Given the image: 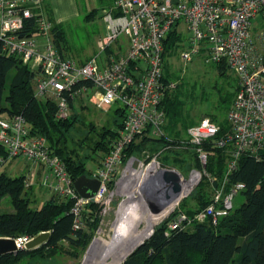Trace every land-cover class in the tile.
Here are the masks:
<instances>
[{
	"label": "built area",
	"instance_id": "1",
	"mask_svg": "<svg viewBox=\"0 0 264 264\" xmlns=\"http://www.w3.org/2000/svg\"><path fill=\"white\" fill-rule=\"evenodd\" d=\"M105 19L107 32L98 40L100 52L80 62L58 48V24L50 18L44 0H0L1 53L35 72V96L54 102L57 118L68 117L79 100H93L103 111L117 106L125 112L119 136L89 175L100 180L96 194L90 198L79 194L65 163L44 136L31 134L22 114L0 116V147L6 151L0 162L24 157L46 169L44 184L50 195L73 200V227L81 229L84 208L91 201L108 199L109 185L136 137L165 135L163 101L178 84L164 79L165 40L174 28L180 34L188 31L191 35L180 42L181 60L186 63L202 53L211 63L225 61L237 76L238 89L227 113L230 129L213 140V146L225 148L228 154L221 184L207 206L193 215L180 211L170 228H187L208 219L217 225L233 210L235 195L246 188L240 181L228 190L229 174L243 154L261 159L264 150V0H113ZM103 52L107 56L100 61ZM220 131L221 126L209 117L188 129L204 175L212 183L217 178L207 172L209 152L204 143ZM31 185L27 179L26 186ZM33 237H14L18 249Z\"/></svg>",
	"mask_w": 264,
	"mask_h": 264
},
{
	"label": "trees",
	"instance_id": "2",
	"mask_svg": "<svg viewBox=\"0 0 264 264\" xmlns=\"http://www.w3.org/2000/svg\"><path fill=\"white\" fill-rule=\"evenodd\" d=\"M55 31L57 45L62 52L60 42L64 39L65 31L61 25H56ZM182 40L176 28L168 34L165 40L166 58L171 51L174 52L179 48ZM168 63L169 61L166 60L164 79L178 81L175 78V71L171 70ZM214 64L220 74H227L229 66L225 61ZM12 70L14 73L11 75ZM10 75L9 92L4 96L6 80ZM34 78L35 72L28 66L14 56L1 53L0 42V114L4 113L5 116L22 114L30 126L31 134L44 136L47 139L51 150L65 163L74 181L81 175H91L92 170L88 168V162L95 160L99 164L101 160L98 157L102 159L109 153L112 143L123 127L124 110H114L116 118L113 120V126L103 133H100L93 124L89 126L90 132L88 131L83 139L75 140L71 132L78 123L77 117L71 114L66 118H57L55 103L50 100H39L35 96ZM180 86L179 82L174 90L168 91L163 101L167 115L165 135L153 137L145 133L144 142L151 141L157 148L174 144L176 141H172L170 136L177 137L182 129H187L201 121L193 124L191 120L189 121L184 93L179 90ZM237 89L238 86L233 94L226 93L221 97L222 103L225 102L227 107L225 113L227 127L224 123L212 119L221 126V131L204 143V148L209 151L207 172L217 180L212 183L209 176L205 175L196 187V195L192 197L190 194L185 197L168 219L158 225L152 235L128 255L122 264H158V261L162 264H264V150L261 159H256L247 153L243 154L237 169L229 174L228 190L237 182L242 181L246 184L243 191L245 201L239 208L221 218L217 225L208 219L202 222L195 221L187 228H170V223L180 211L193 215L207 206L212 201L215 188L221 184L227 167L225 165L223 168V163L227 162L228 154L225 148L213 146V140L230 129L227 113ZM188 90L186 97L190 96ZM72 108L75 110V104H72ZM135 140L129 145L126 153L134 150ZM85 146H88L90 152H83L82 148ZM5 155V149L0 147V157ZM1 165L0 162V167ZM26 181V174L11 176L0 171V236H36L43 231H50L51 235L46 243L37 248L30 250L23 248L16 254L1 255L0 264H22L28 257L44 258L49 249L54 248L58 251L64 242L75 247L72 253L76 257L79 253L77 248L86 249L92 240L99 222L101 209L99 204L94 201L89 202L83 211L84 226L81 229H74V217L70 213L73 200L53 194L35 207L33 204L36 198L34 199L30 192L32 185L27 187ZM109 186L113 189L114 181ZM5 196L11 199L14 208L12 212L2 211V201ZM189 198H193L195 203L189 204Z\"/></svg>",
	"mask_w": 264,
	"mask_h": 264
},
{
	"label": "rangeland",
	"instance_id": "3",
	"mask_svg": "<svg viewBox=\"0 0 264 264\" xmlns=\"http://www.w3.org/2000/svg\"><path fill=\"white\" fill-rule=\"evenodd\" d=\"M61 3L64 7L67 6V9L63 10L65 18L63 22H60L65 31L64 39L60 42L63 54L80 62L97 55L100 52L98 40L104 37L107 32L105 14L111 8L113 0H62L59 4ZM46 4L48 7L54 8V5L52 6V3H48V0H46ZM71 14L72 16L69 17ZM190 35L191 33L188 31H183L181 34L183 39H188ZM187 42L188 40H186L185 46H187ZM183 47L180 45L176 51H171L166 60L169 61L168 64L171 70L175 71L174 74L175 78L178 79V83L180 82L181 86L179 90H182L184 93L183 98L186 101V113L188 114L189 121L191 120L193 124L203 118L209 117L210 119L224 123V126L227 127L225 120L227 107L225 102L222 103L221 99L223 100V98L221 97L226 93L233 94L236 91L238 86L236 74L230 71V69L227 71V74H220L215 64L207 61L206 54L202 53L185 63L180 58V49ZM106 56L107 54L103 52L99 56V60L103 61ZM13 73L14 71L12 70L11 75ZM11 75L6 80L4 96L9 92ZM186 83L189 86L186 87ZM187 89L190 91V96L186 97ZM116 107L112 106L108 111H103L96 107L93 100H81L75 103V110L72 108L70 115L76 116L78 123L71 132L72 138L75 140L83 139L88 131L90 132L89 126L93 124L100 133L112 127L113 120L116 118L114 112ZM5 115L4 113L0 114V116ZM189 128L182 129L181 134L177 135V137H169L172 141H176L174 144H167L160 148H157L151 141L144 142L143 139L146 135L142 134L137 137L133 145L134 150L132 149V152H125L120 173L114 181V186L109 192L108 199L104 202H96L101 208L99 211V222L94 230L92 240L86 249L80 250L77 248L79 253L74 257L72 252L75 247L64 242V245L62 244L58 248V251L54 248L49 249L44 258L31 259L28 257L23 260L22 264H107L111 262L113 258L112 254L114 253V256L116 254L115 248L120 247L123 242L122 236L118 237L113 233V226L117 225L124 218L126 211L129 210L128 215L136 211L140 212L138 211L139 208L136 207L137 202L135 203L136 196L134 195V191L137 183L143 177L144 170L154 161L157 165L155 163L152 165L156 166L157 170L161 168L176 169L185 180H189L196 171L203 173L202 176H199L194 181L192 185L193 189L191 188V192L187 195L191 194L192 197L195 196L196 187L205 175L204 168L200 165L201 162L197 148L188 137ZM71 146L74 147L75 145ZM87 147L82 148L83 152H90ZM98 159L101 160V157H98ZM223 164V168H225L227 162L224 161ZM98 165V162L95 160L88 162L90 170H94ZM0 171L6 172L11 176L27 175L28 181L32 184L30 189L31 195L34 199L36 198L35 204H33L35 207L41 205L47 198L52 196L50 195V190L44 184L47 170L39 165H33L24 157L7 159L2 163ZM139 171L142 172L138 173ZM187 196H184L171 211L161 217L155 223L152 230H155L158 225L168 219L170 214ZM192 199L189 198V204L195 203ZM244 201L245 195L243 191H240L233 199V210L239 208ZM141 204L142 209H148L150 212L154 206V202L144 196H142ZM133 206V209H136L130 211V208ZM1 208L3 212H12L14 210L9 196L3 198ZM145 225V221H142L136 227L141 230ZM158 264L162 263L158 261Z\"/></svg>",
	"mask_w": 264,
	"mask_h": 264
},
{
	"label": "bare ground",
	"instance_id": "4",
	"mask_svg": "<svg viewBox=\"0 0 264 264\" xmlns=\"http://www.w3.org/2000/svg\"><path fill=\"white\" fill-rule=\"evenodd\" d=\"M154 163L157 165L154 161L150 164L151 166L149 165V167L144 170V174L141 179L142 182L140 181L137 183L134 191V195L136 196L135 203L137 202L136 207L139 208L138 211L140 212L136 211L135 213H130V215H128L129 210L126 211L124 218L118 222L117 225L113 226V233H115L118 237L122 236L123 242L120 247L115 248L116 254L115 256L114 253L112 254V261L107 264H120L124 259H126V256L130 254L136 246L145 241V239L152 234V228L155 223L171 211V209L190 192L194 181L201 176L199 171H196V173L192 175V179L190 178L189 180H185L181 175V191L177 194L170 192L169 194H171V198H167L165 187L160 181L156 182L155 180L157 178V174L162 168L157 170L158 168L152 165ZM141 172L142 171H139L138 173ZM142 196L147 199H151V201L154 202L151 212L148 209H142ZM155 207L158 208V211L155 210ZM133 208L134 206L130 208V211L136 209ZM142 221H145L146 225L140 230L136 226Z\"/></svg>",
	"mask_w": 264,
	"mask_h": 264
},
{
	"label": "water",
	"instance_id": "5",
	"mask_svg": "<svg viewBox=\"0 0 264 264\" xmlns=\"http://www.w3.org/2000/svg\"><path fill=\"white\" fill-rule=\"evenodd\" d=\"M180 177L181 173L178 170L171 168H162L157 174V178L155 180L156 182H161V184L166 189L167 198H171V194H169L170 192L177 194L181 191ZM74 185L82 197L90 198L96 194L100 185V180L97 178H91L88 175L84 174L79 176L74 181ZM155 210L158 211V208H156ZM50 235V231H43L39 233L38 235L34 236L31 240L26 242L25 249L30 250L39 247L40 245L47 242ZM142 243H144V241ZM18 251L19 249L14 237L0 236V256L9 253L16 254L18 253ZM124 261L125 259L120 264H122Z\"/></svg>",
	"mask_w": 264,
	"mask_h": 264
},
{
	"label": "crops",
	"instance_id": "6",
	"mask_svg": "<svg viewBox=\"0 0 264 264\" xmlns=\"http://www.w3.org/2000/svg\"><path fill=\"white\" fill-rule=\"evenodd\" d=\"M60 0H48V3H52V6L54 5V8H50V7H48L47 6V4H46V0H44V2H45V7H46V9H47V11H48V13H49V16H50V18L53 20V21H55L58 25H60L61 23L60 22H63V20H64V16H63V10H65V9H67L66 7H64L63 5H62V3L61 4H59L60 2H62V0L59 2ZM55 5H56V7H55ZM70 6V5H69ZM70 8H71V6H70ZM70 16H72V14L71 15H69V17ZM147 169V168H146ZM145 169V170H146ZM143 171V170H142Z\"/></svg>",
	"mask_w": 264,
	"mask_h": 264
}]
</instances>
